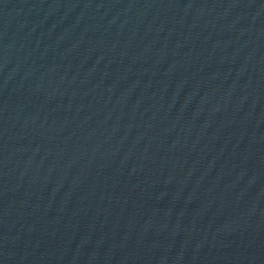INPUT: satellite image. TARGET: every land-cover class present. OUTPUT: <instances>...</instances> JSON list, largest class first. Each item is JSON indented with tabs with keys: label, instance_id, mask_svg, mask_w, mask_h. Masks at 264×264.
I'll return each instance as SVG.
<instances>
[{
	"label": "water",
	"instance_id": "water-1",
	"mask_svg": "<svg viewBox=\"0 0 264 264\" xmlns=\"http://www.w3.org/2000/svg\"><path fill=\"white\" fill-rule=\"evenodd\" d=\"M0 264H264V0H0Z\"/></svg>",
	"mask_w": 264,
	"mask_h": 264
}]
</instances>
